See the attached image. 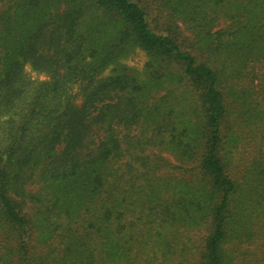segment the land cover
I'll use <instances>...</instances> for the list:
<instances>
[{
    "label": "trees",
    "instance_id": "obj_1",
    "mask_svg": "<svg viewBox=\"0 0 264 264\" xmlns=\"http://www.w3.org/2000/svg\"><path fill=\"white\" fill-rule=\"evenodd\" d=\"M0 264H264V0H0Z\"/></svg>",
    "mask_w": 264,
    "mask_h": 264
},
{
    "label": "rangeland",
    "instance_id": "obj_2",
    "mask_svg": "<svg viewBox=\"0 0 264 264\" xmlns=\"http://www.w3.org/2000/svg\"><path fill=\"white\" fill-rule=\"evenodd\" d=\"M147 63H148V57L143 51L139 49L135 50L134 52L130 53L129 55L123 57L120 60V64L129 67L132 73H134L138 77V79H143L145 77ZM112 69L113 66L109 67L101 76V79L111 76L113 73ZM26 72L33 80H40V81L47 80L46 76L38 74L37 72L33 71L29 66L26 67ZM78 90H79L78 85L73 86L71 88V91L74 95L78 93Z\"/></svg>",
    "mask_w": 264,
    "mask_h": 264
}]
</instances>
